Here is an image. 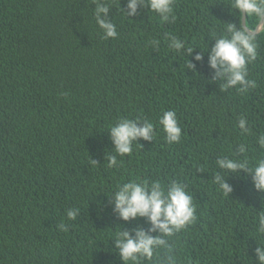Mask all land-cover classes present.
I'll return each mask as SVG.
<instances>
[{
  "label": "trees",
  "instance_id": "1",
  "mask_svg": "<svg viewBox=\"0 0 264 264\" xmlns=\"http://www.w3.org/2000/svg\"><path fill=\"white\" fill-rule=\"evenodd\" d=\"M98 2L109 8L102 18L116 39L96 23ZM229 5L176 0V21L163 22L146 7L123 16L127 0H0V264H123L112 241L117 227H150L145 218L119 219L109 200L130 180L187 184L197 221L170 240L182 264H254L264 194L245 173L226 180L229 197L213 183L216 160L239 143L249 145L250 160L264 156L256 144L264 133V40L248 66L257 88L246 94L222 90L203 52L225 23L240 26ZM168 34L185 45L180 53L169 49ZM162 109L176 111L180 143L159 132L109 168V126L122 118L156 124ZM241 116L250 135L237 127ZM74 208L77 219L67 221Z\"/></svg>",
  "mask_w": 264,
  "mask_h": 264
},
{
  "label": "clouds",
  "instance_id": "2",
  "mask_svg": "<svg viewBox=\"0 0 264 264\" xmlns=\"http://www.w3.org/2000/svg\"><path fill=\"white\" fill-rule=\"evenodd\" d=\"M176 0H127V12L120 9L123 16L133 17L138 7L147 8L148 13L163 22H175L174 5ZM241 21L240 26L225 23L226 28L217 34L212 33L213 46L205 48L209 59V66L216 70L213 79L224 81L222 90L236 89L246 94L257 88L255 80L249 78L248 66L258 59L260 41L264 40V0H230L229 7ZM109 8L97 3L95 16L96 23L103 30L104 38L116 39L118 36L113 23L102 18L107 16ZM247 15V20L243 19ZM255 21V26H249L248 20ZM169 49L180 53L185 45L174 35L168 34ZM187 47L185 54L193 52ZM197 62L202 60L196 55ZM188 66L194 67L187 63ZM237 127L241 135L251 134L249 121L245 116L238 119ZM109 134L114 145L115 155L108 156V167H118L120 161L117 156H130L133 145L138 140L154 141L159 132L164 133L165 142L169 145L178 144L182 138V127L174 110H163L156 124L145 119H119L109 126ZM256 144L264 149V133L256 138ZM249 145L239 143L232 155H221L216 160L218 171L214 174V185L218 187L225 197L233 192V188L226 183L230 176H239L245 173L251 177L254 190L264 194V156L259 159L248 158ZM95 165V163L93 162ZM198 171H200L198 169ZM109 200L113 203L114 211L124 222L137 221L145 218L150 227L145 230L137 227L128 230H117L112 234L115 250L123 264H141L142 261H156V264H182L177 247L170 240L197 221L196 206L193 196L189 193L185 183L173 181L167 185L156 180L152 182L130 180L118 184L116 190L111 192ZM264 209V198L261 201ZM80 209L74 208L66 211L67 221L77 219ZM256 212V211H255ZM257 247L255 248L256 261L254 264H264V210L256 212ZM61 230H65V223L61 222ZM155 233L156 235H153ZM161 253H163L161 255Z\"/></svg>",
  "mask_w": 264,
  "mask_h": 264
},
{
  "label": "water",
  "instance_id": "3",
  "mask_svg": "<svg viewBox=\"0 0 264 264\" xmlns=\"http://www.w3.org/2000/svg\"><path fill=\"white\" fill-rule=\"evenodd\" d=\"M243 19L245 20V15L243 16Z\"/></svg>",
  "mask_w": 264,
  "mask_h": 264
}]
</instances>
